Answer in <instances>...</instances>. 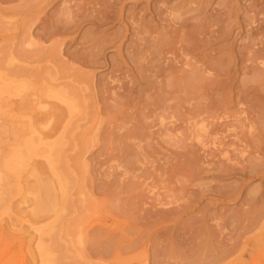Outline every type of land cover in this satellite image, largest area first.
I'll return each instance as SVG.
<instances>
[{"label":"rangeland","instance_id":"obj_1","mask_svg":"<svg viewBox=\"0 0 264 264\" xmlns=\"http://www.w3.org/2000/svg\"><path fill=\"white\" fill-rule=\"evenodd\" d=\"M263 58L264 0H0V264H264Z\"/></svg>","mask_w":264,"mask_h":264},{"label":"bare ground","instance_id":"obj_2","mask_svg":"<svg viewBox=\"0 0 264 264\" xmlns=\"http://www.w3.org/2000/svg\"><path fill=\"white\" fill-rule=\"evenodd\" d=\"M261 1H263V0H261ZM254 2H255V1H254ZM256 3H257V2H256ZM174 6H175V5H174ZM171 7H172V6H171ZM171 9H172V8H171ZM177 10H178V9H177ZM261 10H263V9H261ZM170 11H171V10H170ZM191 11H192V10H191ZM223 12H224V11H223ZM261 12H262V11H261ZM261 12H260V13H261ZM247 13H248V12H245V14H247ZM181 14H182V13H181ZM231 16H232V15H231ZM184 17H185V16H184ZM141 19H142V18H141ZM175 19H177V18H175ZM181 20H182V19H181ZM231 20H232V19H231ZM229 23H230V22H229ZM249 24H250V23H249ZM201 25H202V24H201ZM243 27H244V25H243ZM169 28H170V27H169ZM224 28H225V27H224ZM252 29H253V28H252ZM167 31H168V30H167ZM226 31H227V30H226ZM251 31H252V30H251ZM163 33H164V32H163ZM258 33H259V32H258ZM176 35H178V34H176ZM252 35L254 36V35H255V32H254V34H252ZM258 35H259V34H258ZM159 36H160V35H159ZM223 36H224V35H223ZM255 36H256V35H255ZM259 36H260V35H259ZM161 37H162V36H161ZM164 37L166 38V36H164ZM177 37H178V36H177ZM209 37H210V36H209ZM211 37H212V36H211ZM247 37H248V36H247ZM249 37H250V35H249ZM249 37H248V39H249ZM217 38H218V37H217ZM220 38H221V37H220ZM252 38H253V37H252ZM218 39H219V38H218ZM255 39H257V37H256ZM156 40H157V39H156ZM165 40H166L167 43H168V39L166 38ZM252 40H253V39H252ZM257 40H258V39H257ZM257 40H256V42H257ZM259 40H260V39H259ZM163 41H164V40H163ZM181 41H182V40H181ZM207 41H208V40H207ZM147 42H148V41H147ZM183 42H184V41H183ZM199 42H200V41H199ZM247 42H248V41H247ZM252 42H253V41H252ZM159 43H160V42H159ZM161 43H162V41H161ZM164 43H165V42H164ZM164 43H162V44H164ZM188 43H189V42H188ZM208 43H211V42H208ZM248 43L250 44L251 42H248ZM157 44H158V43L156 42L155 47L158 46ZM204 44H205V43H204ZM252 44H253V43H252ZM144 45H145V44H144ZM206 45H207V44H206ZM258 45H259V44H258ZM196 46H197V45H196ZM200 46H201V45H200ZM155 47H154V48H155ZM183 47H184V46H183ZM219 47H220V46H219ZM248 47H249V45H248ZM251 47H252V46H251ZM258 47H259V46H258ZM143 48H144V47H143ZM147 48H148V47H147ZM196 48H197V47H196ZM198 48H199V47H198ZM91 49H92V48H91ZM145 49H146V48H145ZM223 49H224V48H223ZM141 50H142V49H141ZM200 50H201V49H200ZM248 50H249V49H248ZM251 50H252V49H251ZM251 50H250L249 52H251ZM253 50H255V49H253ZM257 50H258V49H257ZM99 51H100V50H99ZM151 51H152V50H151ZM160 51H161V50H160ZM186 51H187V50H186ZM193 51H194V49H193ZM195 51H196V50H195ZM218 51H219V50H218ZM242 51H243V50H242ZM81 52H82V51H81ZM132 52H133V51H132ZM216 52H217V51H216ZM227 52H228V51H227ZM227 52H225V53H227ZM133 53H134V52H133ZM137 53H138V52H137ZM238 53H239V52H238ZM252 53H253V52H252ZM257 53H258V52H257ZM262 53H263V52H262ZM143 54H144V53H143ZM150 54H151V53H150ZM155 54H156V53H155ZM185 54H186V53H185ZM191 54H192V53H191ZM223 54H224V52H223ZM227 54H228V53H227ZM249 54H250V53H249ZM253 54H254V53H253ZM258 54H259V53H258ZM82 55H84V54H82ZM132 55H133V54H132ZM132 55H131V56H132ZM158 55H159V54H158ZM188 55H189V54H188ZM225 55H226V54H225ZM246 55H247V54H246ZM256 55H257V54H256ZM260 55H261V54H260ZM70 56H71V55H70ZM131 56H130V57H131ZM141 56H143V55H141ZM192 56H193V55H192ZM215 56H216V55H215ZM253 56H255V55H253ZM152 57H153V55H152ZM152 57H151V58H152ZM193 57H194V56H193ZM210 57H211V56H210ZM246 57H247V56H246ZM249 57H250V56H248V58H249ZM258 57H259V55H258ZM82 58H83V57H82ZM82 58H81V59H82ZM90 58H91V57H90ZM134 58H135V57H134ZM142 58H143V57H142ZM207 58H208V57H207ZM222 58H223V55H222V57H220V59H222ZM253 58H255V57H253ZM259 58H260V57H259ZM261 58H262V57H261ZM261 58H260V59H261ZM78 59H79V58H78ZM86 59H87V57H86ZM140 59H141V57H140ZM218 59H219V58H218ZM227 59H228V58H227ZM239 59H240V58H239ZM244 59H245V58H244ZM250 59H251V58H249V60H250ZM263 59H264V58H263ZM79 60H80V59H79ZM83 60H84V59H83ZM130 60H131V59H130ZM184 60H185V59H184ZM208 60H209V59H208ZM245 60H246V59H245ZM252 60H254V59H252ZM75 61H77V60H75ZM80 61H81V60H80ZM89 61H90V60H89ZM212 61H214V60H212ZM224 61H225V60H224ZM246 61H247V60H246ZM186 62H187V61H186ZM203 62H204V61H203ZM205 62H206V61H205ZM216 62H217V61H216ZM251 62H252V61H251ZM151 63H152V62H151ZM213 63H214V62H213ZM223 63H224V62H223ZM231 63H232V62H231ZM231 63H230V65H231ZM149 64H150V63H149ZM203 64H204V63H203ZM205 64H206V63H205ZM214 64H215V63H214ZM259 64H260V63H259ZM184 65H185V64H184ZM184 65H183V66H184ZM206 65H207V64H206ZM219 65H220V64H219ZM226 65H228V64H226ZM56 66H57V65H56ZM208 66H209V65H208ZM212 66H213V64H212ZM256 66H257V65H256ZM136 67H137V66H136ZM178 67H179V66H178ZM178 67H177V68H178ZM180 67H181V66H180ZM60 68H61V67H60ZM169 68H170V67H169ZM172 68H173V66H172ZM218 68H219V67H218ZM220 68H221V66H220ZM153 69H154V68H153ZM174 69H175V68H174ZM208 69H209V68H208ZM158 70H159V69H158ZM164 70H165V69H164ZM170 70H171V68H170ZM197 70H198V69H197ZM204 70H205V69H204ZM263 70H264V69H263ZM263 70H262V71H263ZM153 71H154V70H153ZM187 71H188V70H187ZM74 72H75V71H74ZM165 72H167V71H165ZM200 72H202V71H200ZM204 72H205V71H204ZM204 72H203V73H204ZM67 73H68V72H67ZM139 73H140V72H139ZM153 73H154V72H153ZM171 73H172V72H171ZM180 73H181V72H180ZM182 73H183V72H182ZM185 73H187V72H185ZM253 73H254V72H253ZM261 73H262V76H263V75H264L263 72H261ZM261 73H260V71H259V73H256V74L259 75V74H261ZM167 74H168V72H167ZM200 74H201V73H200ZM256 74H253L252 76H254V75H256ZM78 75H79V78H81V77H80V74H78ZM78 75H77V76H78ZM186 75H187V74H186ZM193 75H195V74H193ZM140 76H141V75H140ZM169 76H170V75H169ZM175 76H177V75H175ZM183 76H184V79H185V74H184ZM196 76H197V75H196ZM201 76H202V74H201ZM67 77H68V76H67ZM75 77H76V76H75ZM167 77H168V76H167ZM178 77H179V76H178ZM187 77H189V76H187ZM191 77H192V74H191ZM191 77H190V78H191ZM197 77H198V76H197ZM248 77H249V76H248ZM254 77H255V78H254ZM254 77H251V80H248V82H249V81L252 82V80H255L256 78H257L256 80L258 81V79H259L258 76H254ZM259 77H260V75H259ZM71 78H72V77H71ZM79 78H78V79H79ZM193 78H194V77H193ZM203 78H204V77H203ZM175 79H176V77H175ZM180 79H181V77H180ZM180 79H179V81H180ZM172 80H173V79H171V82H172ZM182 80H183V78H182ZM188 80H190V79H188ZM197 80H198V78H197ZM197 80L194 82L195 84L197 83ZM201 80H203V79H201ZM245 80H246V79H245ZM191 81H192V80H191ZM193 81H194V80H193ZM181 82H182V81H181ZM186 82H188V81L185 80V83H186ZM251 82H250V84H251ZM260 82H261V80H260ZM263 82H264V78H263ZM263 82H262V84H264ZM173 83H174V82H173ZM189 83L191 84V82H189ZM209 83H210V82H209ZM209 83H208V84H209ZM255 83H256V82H255ZM168 84H171V83H168ZM176 84H177V83H176ZM180 84H181V83H180ZM182 84H183V86H184V82H183ZM190 84H188V85H189V86H188V87H189V91H190V89L192 90V88L190 87ZM195 84H193V88H196V92H195V93H194V92L191 93V91H190V93L193 94L194 97H195V94H198V93H197V87H195ZM198 84H199V83H198ZM244 84H246V82H245ZM248 84H249V83H248ZM252 84H253V83H252ZM256 84H257V83H256ZM262 84H260V85L263 87L264 85H262ZM171 85H172V84H171ZM199 85H200V84H199ZM199 85H198V86H199ZM209 85H210V84H209ZM258 85H259V84H258ZM6 86H7V85H6ZM186 86H187V83H186ZM201 86H202V85H200L199 87L201 88ZM242 86H244V85H241V87H242ZM249 86H250V85H249ZM255 86H256V85H255ZM261 86H259V87L262 88ZM7 87H8V86H7ZM71 87H72V86H71ZM175 87H176V86H175ZM208 87H209V86H208ZM244 87H245V86H244ZM18 88H19V87H18ZM164 88H165V87H164ZM173 88H174V87H173ZM178 88H179V89L181 88L180 90H182V86H181V87L178 86ZM183 88H184V87H183ZM204 88H205V87H202L201 89H204ZM213 88H214V87H213ZM242 88H243V87H242ZM263 88H264V87H263ZM263 88H262V90H263ZM6 89H7V88H6ZM166 89H167V88H166ZM238 89L240 90V87H239ZM258 89H259V88H258ZM159 90H160V89H159ZM162 90H163V89H162ZM169 90H170V89H169ZM169 90H168V92H169ZM209 90H210V89H209ZM244 90H245V89H244ZM183 91H184V90H183ZM194 91H195V90H194ZM199 91H200V90H199ZM202 91H203V90H202ZM202 91H201V92H202ZM206 91L208 92L207 89H206ZM251 91H252V90H251ZM9 92H10V91H9ZM42 92H43V91H42ZM42 92H41V93H42ZM185 92H186V91H185ZM210 92H211V91H210ZM217 92H218V91H217ZM219 92H220V91H219ZM224 92H225V91H224ZM243 92H244V91H243ZM259 92H260V91H259ZM76 93H77V92H76ZM172 93H173V92H172ZM190 93H189V94H190ZM240 93H241V91H240ZM42 94H43V93H42ZM170 94H171V93H170ZM199 94H201V93H199ZM199 94H198V96H199ZM205 94H206V93H204V95H205ZM49 95H50V94H49ZM49 95H48V96H49ZM51 95H52V94H51ZM79 95H80V93H79ZM86 95H87V94H86ZM221 95H222V94H221ZM235 95H236V94H235ZM240 95H241V94H240ZM255 95H256V94H255ZM61 96H62V95H61ZM81 96H82V95H81ZM155 96H156V95H155ZM217 96H218V95H217ZM242 96H243V95H242ZM55 97H57V96H55ZM62 97H63V96H62ZM66 97H67V96H66ZM190 97H191V96H190ZM196 97H197V96H196ZM221 97H222V96H221ZM83 98H84V97H83ZM155 98L157 99V97H155ZM181 98H182V96H181ZM237 98H238V97H237ZM237 98H236V99H237ZM246 98H247V97H246ZM253 98H254V97H253ZM60 99H61V101H62V98H61V97H60ZM60 99H58V100H60ZM66 99L68 100V98H66ZM75 99H76V97H75ZM84 99H86V98H84ZM191 99H192V98H191ZM199 99H201V97H199ZM202 99H203V98H202ZM240 99H241V98H240ZM73 100H74V99H73ZM73 100H72V101H73ZM78 100H80V99H77V101H76V100H75V101L78 102ZM63 101H64V99H63ZM69 101H70V100H69ZM157 101H159V100H157ZM162 101H163V99H162ZM194 101H195V100H194ZM65 102H66V101H65ZM180 102H181V101H180ZM255 102H256V101H255ZM23 103H24V102H23ZM73 103H74V102H73ZM78 103L80 104V103H82V102L79 101ZM178 103H179V102H178ZM196 103H197V101H196ZM220 103H221V102H220ZM251 103H252V102H251ZM75 104H76V103H75ZM84 104H85V103H84ZM84 104H83L82 106H85ZM158 104H159V102H158ZM262 104H263V103H262ZM262 104H261V105H262ZM24 105H25V104H24ZM66 105H67V104H66ZM77 105H78V104H77ZM89 105H90V104H89ZM178 105H179V104H178ZM261 105H260V106H261ZM263 105H264V104H263ZM68 106H69V104H68ZM78 106H79V105H78ZM90 106H91V105H90ZM102 106H103V105H102ZM226 106H227V105H226ZM257 106H258V105H257ZM23 107H24V106H23ZM123 107H124V106H123ZM248 107H249V106H248ZM28 108H29V107H28ZM69 108L71 109V111H73V109H72V108H73L72 105H70ZM74 108H75V106H74ZM77 108H79V107H77ZM77 108H76V109H77ZM108 108H109V107H108ZM262 108H263V107H262ZM262 108H261L260 110H262ZM66 109H67V108H66ZM89 109H90V108H89ZM112 109H113V108H112ZM114 109H115V108H114ZM162 109H163V108H162ZM171 109H172V108H171ZM256 109H257V108H256ZM79 110H80V109H79ZM83 110H84V109H83ZM104 110H106V109H104ZM54 111H55V110H54ZM67 111H68V110H67ZM71 111H70V112H71ZM77 111H78V109H77ZM81 111H82V108H81ZM87 111H88V110H87ZM89 111H90V110H89ZM91 111H92V110H91ZM106 111H107V110H106ZM109 111H110V110H109ZM109 111H108V112H109ZM147 111H148V110H147ZM199 111H200V109H199ZM256 111L258 112L259 110H256ZM52 112H53V110H52ZM55 112H56V111H55ZM70 112H69V113H70ZM79 112H80V111H79ZM103 112H104V111H103ZM126 112H127V111H126ZM262 112H263V110H262ZM67 113H68V112H67ZM71 113H72V112H71ZM120 113H121V112H120ZM189 113H190V112H189ZM51 114H52V113H51ZM57 114H58V112L55 114V117H56ZM83 114H84V113H83ZM85 114H86V113H85ZM106 114H107V113H106ZM111 114H112V113H111ZM118 114H119V113H118ZM125 114H126V113H125ZM60 115H61V114H60ZM88 115H89V114H88ZM159 115H160V114H159ZM214 115H215V114H214ZM50 116H51V115H50ZM52 116H53V115H52ZM61 116H62V115H61ZM61 116H60V117H61ZM68 116H69V115H68ZM261 116H262V115H261ZM196 117H197V116H196ZM216 117H217V116H216ZM248 117H249V116H248ZM251 117H252V116H251ZM256 117H257V116H256ZM256 117H255V118H256ZM57 118H59V116H58ZM68 118H69V117H68ZM77 118H78V117H77ZM79 118H80V117H79ZM192 118H193V117H192ZM211 118H212V117H211ZM71 119H72V118H70V120H71ZM80 119H82V118H80ZM83 119H84V118H83ZM89 119H90V118H89ZM115 119H116V118H115ZM126 119H127V118H126ZM126 119H125V120H126ZM217 119H218V118H217ZM246 119H247V118H246ZM249 119H250V118H249ZM57 120H58V119H57ZM68 120H69V119H68ZM120 120H121V119H120ZM120 120H119V121H120ZM134 120H135V119H134ZM247 120H248V119H247ZM256 120H257V119H256ZM251 121H252V120H251ZM257 121H258V120H257ZM42 122H43V121H42ZM66 122H68V121H66ZM66 122H65V123H66ZM117 122H118V121H117ZM117 122H116V123H117ZM253 122H254V120H253ZM253 122H252V123H253ZM262 122H263V121H262ZM58 123H59V122H58ZM109 123H111V122H109ZM128 123H129V122H128ZM238 123H239V122H238ZM240 123H241V122H240ZM26 124H27V123H26ZM28 124H29V123H28ZM28 124H27V127L29 128V125H28ZM75 124H76V123H75ZM119 124H120V123H119ZM247 124H249V121H248ZM63 125H64V124H63ZM65 125H66V124H65ZM67 125H68V124H67ZM70 125H71V123H70ZM129 125H130V123H129ZM179 125H180V124H179ZM235 125H236V124H235ZM249 125H250V124H249ZM55 126H56V125H55ZM72 126H73V125H72ZM74 126H75V125H74ZM76 126H77V124H76ZM78 126H79V125H78ZM250 126H251V125H250ZM258 126H259V122H258ZM69 127H70V126H69ZM80 127H81V126H80ZM125 127H126V126H125ZM260 127H261V126H260ZM74 128H75V127H74ZM77 128H78V127H77ZM132 128H133V127H132ZM132 128H131V130H132ZM248 128H249V126H248ZM251 128H252V127H251ZM257 128H258V127H257ZM61 129H62V128H61ZM64 129H66V128H64ZM118 129H119V128H118ZM125 129H126V128H125ZM133 129H135V128H133ZM260 129H261V128H260ZM66 130H67V129H66ZM128 130H130V129H128ZM131 130H130V131H131ZM220 130H221V129H220ZM252 130H253V129H252ZM118 132H119V131H118ZM224 132H225V131H224ZM258 132H259V131H258ZM258 132H257V133H258ZM104 134H105V133H104ZM106 134H107V133H106ZM116 134H117V133H116ZM121 134H122V133H121ZM94 135H95V134H94ZM102 135H103V134H102ZM112 135H113V134H112ZM133 135H135V134H133ZM133 135H132V136H133ZM141 135H142V134H141ZM212 135H213V134H212ZM259 135H260V134H259ZM263 136H264V135H263ZM111 137H112V136H111ZM127 137H128V136H127ZM248 137H249V136H248ZM260 137H261V136H260ZM102 138H103V137H102ZM106 138H107V137H106ZM121 138H122V137H121ZM123 138H124V137H123ZM138 138H139V137H138ZM258 138H259V137H257V139H258ZM262 138H263V137H262ZM111 139H112V138H111ZM134 139H136V138L134 137ZM241 139H242V138H241ZM114 140H116V139H114ZM103 141H104V140H103ZM106 141H107V139H106ZM126 141H127V138H126ZM130 141H131V139H130ZM134 141H135V140H134ZM121 142H122V141H121ZM130 144H131V143H130ZM226 145H227V144H226ZM262 145H263V144H262ZM94 146H95V145H94ZM129 146H130V145H129ZM134 146H135V145H134ZM223 149H225V148H223ZM123 150H124V149H123ZM193 150H194V149H193ZM121 151H122V150H121ZM191 151H192V150H191ZM222 151H224V150H222ZM239 151H240V150H239ZM131 152H132V151H131ZM193 152H194V151H193ZM185 153H186V152H185ZM213 153H214V152H213ZM241 153H242V152H241ZM53 154H56V153H53ZM53 154L51 153V155H53ZM219 154H220V153H219ZM49 155H50V154H48L47 157H49ZM129 155H130V154H129ZM212 155H214V154H212ZM224 155H225V154H224ZM224 155H223V159L225 158ZM226 155H227V154H226ZM131 156H132V155H131ZM131 156H130V157H131ZM135 156H136V155H135ZM219 156H220V155H219ZM219 156H218V157H219ZM13 157H14V156H13ZM55 157H56V156H55ZM59 157H60V156H59ZM121 157H122V156H121ZM130 157H129V158H130ZM235 157H237V156H235ZM73 158H74V157H73ZM73 158H72V159H73ZM123 158H124V157H123ZM231 158H232V157H231ZM14 159H15V158H14ZM49 159H51V157H49ZM49 159H47V160L49 161ZM59 159H60V158H59ZM125 159H126V157H125ZM186 159H187V158H186ZM207 159H210V158H207ZM225 159H226V158H225ZM249 159H250V158H249ZM51 160H52V159H51ZM160 160H161V159H160ZM251 160H252V159H251ZM130 161H131V160H130ZM130 161H129V164H130ZM211 161H212V160H211ZM239 161H240V160H239ZM254 161H255V160H254ZM59 162H62V160H60ZM167 162H168V161H167ZM182 162H183V161H182ZM218 162H219V161H218ZM242 162H243V161H242ZM255 162H256V161H255ZM121 163H122V162H121ZM177 163H178V162H177ZM179 163H180V162H179ZM222 163H223V162H222ZM231 163H232V162H231ZM250 163H251V162H250ZM48 164H49V162H48ZM85 164H86V163H85ZM194 164H195V163H194ZM212 164H213V163H212ZM247 164H248V162H247ZM257 164H258V163H257ZM60 165H61V164H60ZM179 165H180V164H179ZM190 165H191V164H190ZM210 165H211V164H210ZM242 165H243V164H242ZM259 165H260V164H259ZM49 166H51V161H50ZM49 166H48V167H49ZM224 166H225V165H224ZM224 166H223V167H224ZM226 166H227V164H226ZM229 166H230V165H229ZM243 166H244V165H243ZM252 166H253V164H252ZM5 167H7V168L9 169V171H11V172H16V171L18 172V170L20 169V162H19V161H10V162H7V163H6ZM199 167H200V166H199ZM223 167H222V168H223ZM230 167H231V166H230ZM230 167H229V168H230ZM246 167H247V166H246ZM246 167H245V168H246ZM30 168H31V167H30ZM54 168H55V167H54ZM185 168H186V167H185ZM213 168H214V167H213ZM245 168H243V169H245ZM247 168H248V167H247ZM247 168H246V169H247ZM214 169H216V168H214ZM214 169H213V170H214ZM217 169H218V167H217ZM217 169H216V170H217ZM246 169H245V170H246ZM256 169H257V167H256ZM56 170L58 171L57 168H56ZM130 170H131V168H130ZM191 170L193 171V168H192ZM198 170H199V169H198ZM213 170H212V172H213ZM216 170H215V173H216ZM239 170H240V169H239ZM35 171H36V169H35ZM195 171H196V170H195ZM231 171H232V170H231ZM231 171H230V172H231ZM27 172H29V171H27ZM178 172H179V171H178ZM188 172L191 173V171H188ZM197 172H198V171H197ZM205 172H206V171H205ZM208 172H209V171H208ZM221 172H222V171H221ZM38 173H39V172H38ZM53 173H54V174H53ZM53 173H52V174H53L54 178H56L57 183H61V180H62V181L64 180V179H62L63 174L60 175V173L58 174V173L55 172V171H54ZM67 173H68V171H66V174H67ZM219 173H220V172H219ZM231 173H232V172H231ZM16 174H17V173H16ZM52 174H51V175H52ZM222 174H223V172H222ZM68 175H69V174H68ZM68 175H67V176H68ZM139 175H140V174H139ZM193 175H194V174H193ZM223 175H224V174H223ZM232 175H233V174H232ZM26 176H27V174H26ZM30 176L32 177V180H33V184H32L31 189H30V190H32L31 192H33L34 195H35V193H40V192L44 193V192L46 191V184H47V181L41 179L40 175L35 174V173H31ZM115 179H116V178H115ZM68 181H69V180H68ZM69 183H70V182H69ZM130 183H131V182H130ZM110 184H111V183H110ZM28 185H29V187H30V184H28ZM63 185H64V184H63ZM136 186H137V185H136ZM139 186H140V185H139ZM29 187H27V188H29ZM68 187H69V186H68ZM68 187H66V188H68ZM0 188H1V187H0ZM59 188H60V187H59ZM63 188H64V187H63ZM69 188H70V187H69ZM68 190H69V189H68ZM97 190H98V189H97ZM18 191H19V190H18ZM60 191H61V190H60ZM105 192H106V191H105ZM130 192H131V191H130ZM128 193H129V192H128ZM33 194H32V195H33ZM110 194H111V193H110ZM127 195H128V194H127ZM61 196H62V195H61ZM66 196H67V195H66ZM135 196L137 197V194H136ZM34 197H35V196H34ZM34 197H33V198H34ZM133 197H134V196H133ZM35 198H36V197H35ZM130 198H132V197H130ZM33 202H34V201H33ZM35 202H36V201H35ZM67 203H69V201H68ZM33 204H34V203H33ZM128 204H129V203H128ZM166 204H167V203H166ZM59 205H60V203H59ZM161 206H162V205H161ZM132 207H133V206H132ZM184 207H185V206H184ZM186 208H188V207H186ZM38 209H39V208H38ZM130 209H131V207H130ZM35 211L38 212V210H35ZM129 211H130V210H129ZM132 211H133V209H132ZM160 211H161V210H160ZM179 211H180V210H179ZM177 212H178V211H177ZM156 213H157V212H156ZM163 214H164V213H163ZM172 214H173V213H172ZM154 216H155V215H154ZM148 217H149V216H148ZM155 217H158V215L155 216ZM159 217H160V215H159ZM162 217H163V216H162ZM165 217H167V216H165ZM165 217H163V218H165ZM146 218H147V217H146ZM149 218H150V217H149ZM149 218H148V219H149ZM155 219H156V218H155ZM180 219H181V218H180ZM147 221H148V220H147ZM149 221H150V220H149ZM156 222H157V220H156ZM140 223H141V222H140ZM148 223H149V222H148ZM148 223H147V224H148ZM150 223H151V222H150ZM142 225H143V224H142ZM148 225H149V224H148ZM150 225H151V224H150ZM172 225H173V224H172ZM143 226H144V225H143ZM151 226H152V225H151ZM194 230H195V228H194ZM197 234H198V233H197ZM49 237H50V236H49ZM99 250H101V249H99ZM92 252H93V251H92ZM100 252H101V251H100ZM152 252H153V251H152ZM156 252L158 253L159 251H156ZM93 253H95V252H93ZM159 253H160V252H159ZM92 255H93V254H92ZM102 255H103V254H102ZM155 257H156V256H155ZM155 259H156V258H155ZM153 261H154V260H153ZM156 261H158V260H156ZM85 264H86V263H85ZM152 264H153V263H152ZM154 264H155V263H154ZM160 264H161V262H160Z\"/></svg>","mask_w":264,"mask_h":264}]
</instances>
